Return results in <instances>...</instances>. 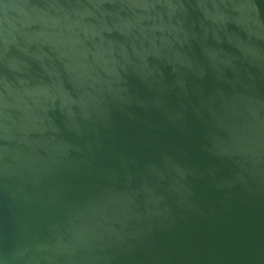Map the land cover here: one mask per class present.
<instances>
[{
  "label": "water",
  "instance_id": "water-1",
  "mask_svg": "<svg viewBox=\"0 0 264 264\" xmlns=\"http://www.w3.org/2000/svg\"><path fill=\"white\" fill-rule=\"evenodd\" d=\"M0 264H264V0H0Z\"/></svg>",
  "mask_w": 264,
  "mask_h": 264
}]
</instances>
